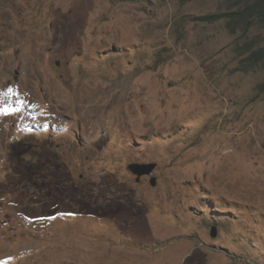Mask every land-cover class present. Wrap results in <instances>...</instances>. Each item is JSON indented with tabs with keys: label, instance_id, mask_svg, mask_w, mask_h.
Here are the masks:
<instances>
[{
	"label": "rangeland",
	"instance_id": "obj_1",
	"mask_svg": "<svg viewBox=\"0 0 264 264\" xmlns=\"http://www.w3.org/2000/svg\"><path fill=\"white\" fill-rule=\"evenodd\" d=\"M228 11L0 0V264H264V19Z\"/></svg>",
	"mask_w": 264,
	"mask_h": 264
},
{
	"label": "trees",
	"instance_id": "obj_2",
	"mask_svg": "<svg viewBox=\"0 0 264 264\" xmlns=\"http://www.w3.org/2000/svg\"><path fill=\"white\" fill-rule=\"evenodd\" d=\"M228 12L215 13L198 18L201 22H215L227 18L228 22L239 26L251 24L255 19H264V0H224ZM264 56V47L252 52L247 58L251 63Z\"/></svg>",
	"mask_w": 264,
	"mask_h": 264
},
{
	"label": "water",
	"instance_id": "obj_3",
	"mask_svg": "<svg viewBox=\"0 0 264 264\" xmlns=\"http://www.w3.org/2000/svg\"><path fill=\"white\" fill-rule=\"evenodd\" d=\"M152 167H153L152 165H147V166L138 165L134 168V170L139 173L149 174ZM150 184L154 185L155 184L154 180H151ZM214 236H215V230H213V232L211 233V237H214Z\"/></svg>",
	"mask_w": 264,
	"mask_h": 264
},
{
	"label": "bare ground",
	"instance_id": "obj_4",
	"mask_svg": "<svg viewBox=\"0 0 264 264\" xmlns=\"http://www.w3.org/2000/svg\"><path fill=\"white\" fill-rule=\"evenodd\" d=\"M3 63H4V62H3ZM3 63H2V64H3ZM8 66H9V65H8ZM10 67H11V66H10ZM4 68H5V67H4ZM8 70H9V68H8ZM8 70H6V71L9 72ZM7 72H6V73H7ZM6 73H4V71H3L2 74H6ZM1 76H2V75H1ZM17 94H18V92H17ZM44 94H45V93H44ZM20 95H21V94H20ZM16 99H17V98H16ZM49 105H50V104H49ZM92 185H94V183H93ZM101 199H102V198H101ZM105 200H106V199H105ZM108 201H109V200H108ZM106 202H107V201H106ZM100 203H102V202L100 201ZM104 205H105V204H104Z\"/></svg>",
	"mask_w": 264,
	"mask_h": 264
}]
</instances>
